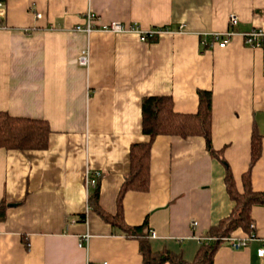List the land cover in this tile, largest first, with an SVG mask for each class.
<instances>
[{
  "label": "crops",
  "instance_id": "obj_1",
  "mask_svg": "<svg viewBox=\"0 0 264 264\" xmlns=\"http://www.w3.org/2000/svg\"><path fill=\"white\" fill-rule=\"evenodd\" d=\"M87 11L98 26L117 21L168 31L150 41L130 32L74 31ZM230 13L238 18L235 34L202 46L204 34L231 29ZM0 20V111L45 120L51 131L45 149L0 147V201L8 204L0 264H144L138 239L92 209L95 188L86 186L87 173L101 172L99 205L116 214L130 145L148 140L144 96L169 95L176 112L191 114L197 90H211V144L223 160L200 136L153 139L148 191H127L122 200L124 224L146 220L155 232L148 236L153 251L191 261L199 238L229 215L224 162L239 192L249 169L252 191L264 192V47L246 46L241 35L264 29V0H4ZM86 48L83 67L77 58ZM254 132L260 154L250 166ZM250 216L256 240L240 249L222 243L214 264H264L256 255L264 205H253ZM246 236L242 229L231 234Z\"/></svg>",
  "mask_w": 264,
  "mask_h": 264
},
{
  "label": "trees",
  "instance_id": "obj_2",
  "mask_svg": "<svg viewBox=\"0 0 264 264\" xmlns=\"http://www.w3.org/2000/svg\"><path fill=\"white\" fill-rule=\"evenodd\" d=\"M4 2V0H0ZM198 107L195 113H178L173 108V100L169 95H149L141 100V131L148 137L145 142H135L129 149V172L124 176L123 183L117 195L116 214L105 212L99 205L98 181L95 189L89 196L92 209L109 222L118 227L126 236L135 237L139 241V252L144 264H214V254L217 248L224 243L220 238L231 236L242 229L250 235V208L253 205H264V192H254L250 186V169L242 175L243 192L236 188L232 172L225 164L224 182L228 196L234 205L229 215L212 226L203 238H213L200 241L199 247L191 261L184 260L180 254L167 249L153 251L148 241L146 220L140 225L128 226L122 217V200L127 191L146 192L150 182V152L152 141L155 137L178 136L188 138L200 136L204 139L208 151L217 158L219 152L212 148L211 123H212V92L209 89H198ZM50 128L45 120L12 116L5 111H0V147L6 150H41L48 146ZM260 154L259 136L254 132L251 140L250 166ZM222 160V159H221ZM223 161V160H222ZM8 204L0 201V221L5 218ZM84 219V214L80 215Z\"/></svg>",
  "mask_w": 264,
  "mask_h": 264
},
{
  "label": "built area",
  "instance_id": "obj_3",
  "mask_svg": "<svg viewBox=\"0 0 264 264\" xmlns=\"http://www.w3.org/2000/svg\"><path fill=\"white\" fill-rule=\"evenodd\" d=\"M3 9V2L0 1V11ZM36 17H40L39 13L35 14ZM97 16L92 13L91 11H87L85 14V19L83 24H77L73 27L74 31L77 32H84L87 35L95 30L99 31H105L110 33H136L138 35V38L140 41H150L154 39L158 34L168 31L167 28H151L148 30H142L136 25H132L129 27H126L124 24L112 21L110 23H107L103 26L97 25ZM228 23L231 27L230 30L225 32H217V33H207L202 36V39L200 41V44L202 46H210L214 42H221L226 43L231 36L235 34V31L233 30V27L238 23V18L233 14L230 13L228 16ZM2 28L1 20H0V29ZM243 37L244 44L248 47L252 48H262L264 47V29L262 28H254L250 31L244 32L241 34ZM209 39V40H207ZM77 62L80 66L87 67L89 63V50L88 48L81 51L77 58ZM101 176V172L94 171L92 173L86 174V186L95 188L98 179ZM193 225L195 226L196 223L194 222ZM250 227L252 229V232L250 235L246 236L243 239H236L231 236L227 237H221L220 239L228 244L233 249H240L247 247L251 241L256 240V236L254 234V224L251 223ZM89 234L85 233L80 237L79 245H84L88 241ZM149 236L154 237L155 232L153 230L149 229ZM200 240L205 239L206 241L211 240L213 238H203L200 237ZM256 255L264 261V239L260 241L258 248L256 249ZM100 264H108L107 262H102Z\"/></svg>",
  "mask_w": 264,
  "mask_h": 264
}]
</instances>
